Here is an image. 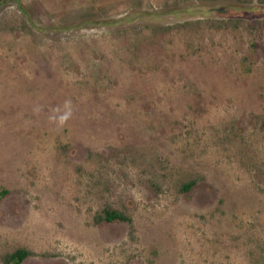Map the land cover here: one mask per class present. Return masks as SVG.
<instances>
[{
  "label": "rangeland",
  "instance_id": "rangeland-1",
  "mask_svg": "<svg viewBox=\"0 0 264 264\" xmlns=\"http://www.w3.org/2000/svg\"><path fill=\"white\" fill-rule=\"evenodd\" d=\"M19 249L264 264V0H0V264Z\"/></svg>",
  "mask_w": 264,
  "mask_h": 264
},
{
  "label": "trees",
  "instance_id": "trees-1",
  "mask_svg": "<svg viewBox=\"0 0 264 264\" xmlns=\"http://www.w3.org/2000/svg\"><path fill=\"white\" fill-rule=\"evenodd\" d=\"M189 188L190 186H186ZM106 219L108 221L114 220H125L127 219L126 216L118 211H110L106 212ZM31 252L26 249H19L16 252L10 254L9 259L11 260V264H19L21 263Z\"/></svg>",
  "mask_w": 264,
  "mask_h": 264
}]
</instances>
